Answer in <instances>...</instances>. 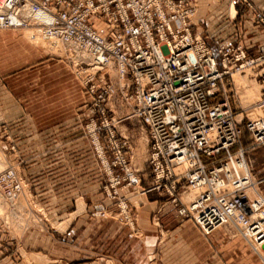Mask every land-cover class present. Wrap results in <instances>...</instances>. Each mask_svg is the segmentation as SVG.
<instances>
[{
    "label": "built area",
    "instance_id": "1",
    "mask_svg": "<svg viewBox=\"0 0 264 264\" xmlns=\"http://www.w3.org/2000/svg\"><path fill=\"white\" fill-rule=\"evenodd\" d=\"M196 14L191 0H0V31L69 42L90 54L100 69L85 82L97 107L89 130L102 163L109 166L107 156L114 151V166L141 187L140 173L123 155L128 142L117 141L116 121L109 117V104L120 96L129 118L148 129L158 155L152 165L157 171L164 166L149 190H138L141 197L165 191L179 215L206 235L233 217L239 224L234 226L250 231L251 242L264 246V204L254 207L248 197L253 178L235 169L243 144H249L248 152L264 151V49L255 58L241 45L213 50L193 33ZM248 77L259 85L255 101L242 93ZM104 135L112 149L103 145ZM187 161L192 166L178 174L175 166ZM15 177L11 164L0 171V197L7 202L22 193V185L9 186ZM195 186L201 192L187 206L184 196ZM257 213L263 216L255 219Z\"/></svg>",
    "mask_w": 264,
    "mask_h": 264
},
{
    "label": "rangeland",
    "instance_id": "2",
    "mask_svg": "<svg viewBox=\"0 0 264 264\" xmlns=\"http://www.w3.org/2000/svg\"><path fill=\"white\" fill-rule=\"evenodd\" d=\"M191 1L197 10L193 33L202 37L213 50L223 45H241L250 57L261 55L264 17L260 16H264V0ZM98 26L103 32L107 30L104 24ZM36 38L31 41L28 34L21 31H0V157H6V162L0 164V171L5 170L6 163L11 164L18 177L12 178L9 186L16 189L22 185L23 196L28 200H21L28 207L19 210L17 206V212L11 208L18 199L16 196L8 202L9 212H12L8 216L0 213L1 238L4 236L0 238V247L8 246L15 254H20L23 239L37 226L63 232L70 223L71 228L79 223L81 226L71 238V246L93 247L92 257L97 264H130L134 258L145 254L148 238L138 212L145 206L153 210L151 204L156 202L158 207L149 223L155 230L157 248L161 249L152 256L157 264L162 259L161 247L176 233V238L187 240L188 261L185 264H264V246L248 240L249 243L237 229L225 226L206 235L190 219L179 215L174 197L165 191H152L142 197L138 194V190L150 189L153 180L162 176L164 166H160L159 172L152 165L156 152L150 143L148 129L138 119L129 118L128 108L120 96L109 104V117L115 118L117 141L128 142L123 155L129 167L140 173L141 187L131 185L125 170L114 166L117 163L114 151L107 156L109 166L104 165L89 130L90 117L97 110L95 95L88 94L91 83L85 85L97 69L85 54L66 46L48 44L40 35ZM82 64L88 67H80ZM97 80L94 81L96 85ZM254 83L247 93L255 101L259 97V87ZM102 122L97 119L98 127ZM101 139L107 146L108 136ZM52 145H57L55 150H50ZM108 147L111 146L108 144ZM248 147L249 144H243L241 150L247 154L253 178H256L255 190L261 194L262 190L264 192L260 183L264 180V151L248 152ZM42 158L47 162L60 161L57 182L28 181L26 174L36 175L38 170L28 166L32 160ZM67 162L71 169L70 182L65 177ZM43 185H55L56 196L38 198L36 191ZM187 200L184 197L183 201ZM164 206L175 211L174 219L164 220ZM174 228L179 230L173 234ZM117 234L120 240L115 239ZM199 238L203 242L196 247L195 240ZM195 247L203 254L198 261L191 256Z\"/></svg>",
    "mask_w": 264,
    "mask_h": 264
},
{
    "label": "crops",
    "instance_id": "3",
    "mask_svg": "<svg viewBox=\"0 0 264 264\" xmlns=\"http://www.w3.org/2000/svg\"><path fill=\"white\" fill-rule=\"evenodd\" d=\"M201 21V20H200ZM199 21V22H200ZM6 90L5 84L3 87ZM6 92V91H5ZM57 145H52L50 150H55ZM43 151L46 150L43 144ZM50 163V165H47ZM33 164V165H32ZM59 165L60 161L58 159H53L47 162L46 159H36L32 160L30 166L28 167H37L38 170L36 175H28L29 180H33V182H38L40 184H45L49 182H57L56 178L59 177ZM66 172L65 177L68 178V182L71 180V169L70 166H65ZM33 172V170H32ZM31 176V177H29ZM61 182V181H60ZM56 185V183H54ZM48 186L43 185L41 190H37L36 194L38 198H49L56 196V189L53 187L56 186ZM147 200L150 201L149 198ZM151 202V201H150ZM149 202V204H151ZM153 210H149L148 206H145L142 211H139L138 214L141 215V219L143 221V226L146 228L148 232V238L145 242L146 250L145 254L140 255L137 258H134L130 264H157L152 256L156 254L157 251V237L155 236L154 229L151 228L150 225V217L154 212L155 208L158 207L157 203H153ZM165 207V206H164ZM175 211H172L171 207H165V213L163 215L164 220L169 219L170 217L174 219ZM64 223H61V225ZM81 224L75 223L71 228V223L68 225L65 231L60 232L58 230H51L45 226H37L33 230H31L23 239V252L20 254H15L13 248H8V246L0 247V264H97L98 261L92 257L94 250L93 247H84V246H71V238L75 236V231L79 229ZM189 227V226H186ZM172 233L174 234L179 229H172ZM177 234V233H176ZM174 234V238L167 241L162 248V259H160L159 263L162 264H185L187 260V254L185 247L187 240H180L176 238ZM0 232V238H1ZM120 235L117 234L115 239L120 240ZM4 239V236L1 238ZM124 242V240H121ZM121 242V243H123ZM203 242L202 238L195 240V246L197 247L198 243L201 245ZM10 247V246H9ZM194 248L191 252V256L195 257L196 261L199 260V257H203V254L198 248ZM184 250H181L183 249ZM159 250V249H158ZM161 250V249H160ZM159 250V251H160ZM169 252V255H167ZM155 260V261H154Z\"/></svg>",
    "mask_w": 264,
    "mask_h": 264
},
{
    "label": "bare ground",
    "instance_id": "4",
    "mask_svg": "<svg viewBox=\"0 0 264 264\" xmlns=\"http://www.w3.org/2000/svg\"><path fill=\"white\" fill-rule=\"evenodd\" d=\"M40 36H41V35H40ZM41 39H42V36H41ZM42 40L45 41V42H47L48 44H49V43H53L54 45H62V46H66V47H68V48H71V50H74V51H77V52L83 53V54H85V55L87 56V58L90 59L91 64L93 65V68H96L97 71L100 69V67L94 62V59L90 56V54H88V53H87L86 51H84V50H80V49H78V48L72 46L71 43H69V42H61V41H59V40H58V41H56V40H54V41H50V40H44V39H42ZM75 54H76V53H75ZM77 55H78V54H77ZM83 60H84V59H83ZM90 67H91V66H90ZM97 71H96L95 73H92L91 76H90V78H92L93 76H95L96 73H97ZM110 72H111V74H112L113 71L111 70ZM252 82H255L254 84H258L256 80H254L253 78H250V77H248V78L245 80V83H246V84H244V87L242 88V90H243L242 93H247V92H250V91H251V89H250V90H248V89L250 88V84H251ZM258 87H259V85H258ZM251 93H252V92H251ZM250 97H251V96H250ZM139 121H140V120H139ZM140 122H141V121H140ZM142 124H143V122H142ZM230 153H232V152H230ZM231 155H232V154H231ZM238 156H239V159H240V157H241L242 159H240L241 161H239V162L235 165V169L237 170V172H238L239 174L247 175L248 177H252V178H253V171H252V169L250 168L249 160H248V158H247V154H246L245 150H240L239 153H238ZM154 159L158 161V155H157V154H155ZM5 162H6V157L4 156V158H3V157L1 156V157H0V164H4ZM9 166H10V163H6V168H8ZM191 166H192V163H190L189 161H187V162H185V163H183V164H178V165H176V166H175V170H176V172H177L178 174L186 173V172L188 171V169H189ZM6 168H5V169H6ZM227 168H228L229 170H231L230 167H229V165L227 166ZM249 181L251 182V184L249 185V188H248V190H249V191H248V197H249V199L251 200V203L254 204V207H255V208H258L259 206H262V205L264 204V197H263L260 193L256 192L255 187L257 186V184H256L254 178H253V181H252L251 179H249ZM231 187H232V185H231ZM200 188H201V187L195 186V187H193V188H190L189 191L186 193V195H185L184 197H187V199H188L187 201H185V204H186L187 206L191 205V204H192L191 202H193V201L197 198V195L201 192V189H200ZM254 190H255V191H254ZM23 191H24V187H22L21 192H23ZM23 193H24V192H23ZM23 193H20L19 195H17L18 199L15 201L13 207H11V208H13L14 210L17 209V206H19V207H18L19 210L28 207L27 204H24L23 201H21V200H26V201H28V200H27V196H25V195L23 196ZM19 199H20V200H19ZM7 203H8V202H7L3 197H0V213H6V216H8V213L12 212V211L9 212L10 205L7 204ZM25 203H26V202H25ZM246 208H249V206H247ZM19 210H18V211H19ZM16 211H17V210H16ZM18 211H17V212H18ZM261 216H263L261 213L253 214V217H254L255 219H259ZM226 217L229 218L230 215H228V216H226ZM234 225H239V224L237 223V221L235 220V218L230 217V218L228 219V221H227V224H226L225 226H231V227L237 229L238 232H239V233H240V234H241L246 240H248V239H249V240H252V238L248 236V233L250 232L249 230H242V229H239L238 226H234ZM225 226H223V227H225ZM247 238H248V239H247ZM258 246H259V245H258Z\"/></svg>",
    "mask_w": 264,
    "mask_h": 264
}]
</instances>
